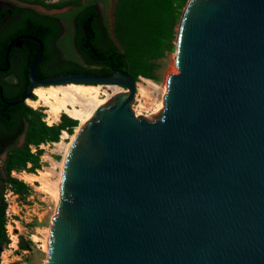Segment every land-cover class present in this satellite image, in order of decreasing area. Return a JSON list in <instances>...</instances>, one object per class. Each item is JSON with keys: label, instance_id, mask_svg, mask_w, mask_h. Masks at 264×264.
Here are the masks:
<instances>
[{"label": "water", "instance_id": "water-1", "mask_svg": "<svg viewBox=\"0 0 264 264\" xmlns=\"http://www.w3.org/2000/svg\"><path fill=\"white\" fill-rule=\"evenodd\" d=\"M29 90L117 85L68 150L45 264H264V0H188L158 116L136 81L66 73Z\"/></svg>", "mask_w": 264, "mask_h": 264}, {"label": "flooded vegetation", "instance_id": "flooded-vegetation-1", "mask_svg": "<svg viewBox=\"0 0 264 264\" xmlns=\"http://www.w3.org/2000/svg\"><path fill=\"white\" fill-rule=\"evenodd\" d=\"M112 3L113 0H80L64 11L48 13L35 8V3L29 0H0V186L7 177L9 156L26 147L38 149L43 143L28 142L31 120L43 118L39 111L32 113L26 109L29 98H25L30 85V66L40 50L37 40L44 44L37 66L41 78L66 73L108 75L102 71L108 69L111 73L114 66L104 58L95 60L92 44L86 43L84 28L91 25L94 36L101 42L107 39L117 45L114 21L111 25L109 16ZM85 5L88 7L79 10ZM85 16L87 25L83 21ZM35 89L30 99L35 96Z\"/></svg>", "mask_w": 264, "mask_h": 264}, {"label": "trees", "instance_id": "trees-1", "mask_svg": "<svg viewBox=\"0 0 264 264\" xmlns=\"http://www.w3.org/2000/svg\"><path fill=\"white\" fill-rule=\"evenodd\" d=\"M32 3L46 5L40 0H29ZM80 0L69 1L68 4L53 3L48 6L60 8L65 5L77 3ZM188 0H117L114 11L113 33L117 45L105 39L101 42L91 25H87L88 18L83 19L87 31L85 37L89 44H92V53L96 56V61L104 58L107 64L114 68L126 71L133 76L135 81L138 76L152 78V65L150 59L161 57L170 46L174 26L179 18L180 8ZM88 6H83L84 10ZM41 36V34H40ZM107 37V35L105 34ZM43 38V37H42ZM84 46V44H82ZM85 54V50L82 51ZM90 53V50H88ZM82 69V70H87ZM81 70V69H80ZM104 74H110V70L105 69ZM35 96H32V99ZM29 112H38L26 106ZM77 125V120L67 115L61 116V122L56 125L48 126L39 117L31 120L28 132V142L39 144L44 141H58L62 130L72 132ZM40 151L32 153L29 147L25 150H18L9 156L6 162V174L3 184L0 186V255L3 247L8 243L5 231V209L6 203L3 199L5 184H11L19 193L27 192L28 185L10 175L14 169L22 170L31 163L30 171L34 172L39 167ZM20 247L24 248V240L21 239Z\"/></svg>", "mask_w": 264, "mask_h": 264}, {"label": "rangeland", "instance_id": "rangeland-1", "mask_svg": "<svg viewBox=\"0 0 264 264\" xmlns=\"http://www.w3.org/2000/svg\"><path fill=\"white\" fill-rule=\"evenodd\" d=\"M40 1L44 2L46 5L35 3L34 4L35 8L43 12L56 13L66 10L69 6L65 5L61 9H56V7H50L48 5L59 2L62 4H66V3L68 4L69 1H73V0H40ZM116 2L117 0H113L112 8L110 9L109 12L111 25H113V21H114V6L116 5ZM186 5L187 3L180 8L179 18L174 26V34L170 46L161 57L150 59V63L152 65L153 77L146 78L140 75L136 80L137 92L135 94V102L133 103L132 106L137 116L139 115V116L147 117L149 119H153L156 116H158V114L160 113V111L164 106L163 105L160 110L155 112V108L145 103L147 102L145 100L151 102L152 106L153 103L155 105V103L157 102L156 100L159 99V91H158L159 87L161 88L163 87V85L165 84L167 85L169 75L178 72V69L175 64L176 39H177V32L179 29L180 20ZM147 79H149L150 81ZM151 82L153 84H151ZM98 85L101 86L100 98L106 97V94H104L105 91L106 93H110V94L112 93V95L114 94L112 89L108 87L110 85H102V84H98ZM140 86L149 88L150 96L144 95L141 91H139ZM153 86H156L158 90L153 88ZM34 95L35 98L33 100H37V95L35 93ZM27 105L33 108L34 110L39 111L42 114L43 121L48 126L59 124L61 122V116L64 115L62 114L58 121L49 123L47 119L48 118L47 106L43 105L42 103L35 106H32L28 103ZM78 125H79V120H77V125L73 128L72 132L67 131V133L70 136L73 135ZM62 134L63 132H61L58 141L53 142L47 140L43 142L42 147H38L37 152L40 151V160H39L40 165L32 173L39 174L40 171H46L51 167L54 168L55 170L54 173L55 175L53 174L51 176L52 181L53 182L55 180L57 181L58 178L57 173L61 171L60 162H63L64 155L62 150L59 148V146L56 143L61 141ZM65 140L66 142H69L70 138L68 137ZM14 170L18 171V169H14ZM24 182L28 185V190L23 194H19L20 216H18V219L21 221L20 231L23 236L25 247L24 248L19 247V249H13L8 245L4 246L0 255L1 256L0 262L4 260L6 264H45L46 258L48 256V250L47 251L45 250L44 243L47 237L49 241L51 221L57 212L58 202L55 196L51 192H48L47 190H45V188H43V186H40L41 184L39 182H35L34 184L28 181H24ZM6 186L7 184H5V187Z\"/></svg>", "mask_w": 264, "mask_h": 264}, {"label": "bare ground", "instance_id": "bare-ground-1", "mask_svg": "<svg viewBox=\"0 0 264 264\" xmlns=\"http://www.w3.org/2000/svg\"><path fill=\"white\" fill-rule=\"evenodd\" d=\"M176 61V56H175ZM149 80V79H147ZM150 81V80H149ZM151 84H153L151 82ZM158 86V85H156ZM153 86L156 90L157 87ZM112 89L113 93L121 92L123 89L118 87L117 85L108 86ZM101 86L99 85H91V84H64V85H50V86H41L37 87L34 90V93L37 95V100L29 99L28 103L32 106L43 104L47 106L48 113V122L53 123L59 120L62 114H67L73 119L79 120V125L76 127V131L73 135H69L67 131H63L61 141L56 144L62 150L64 158L63 162H60L61 171L57 173V181H52L51 176L55 173L54 168L47 169L46 171H40L39 174L34 173H23L20 176L25 180L32 184L35 182H39L47 190L51 192L58 204L61 200V175L63 170V165L65 162V158L67 156L68 150L73 142L74 137L89 119V117L93 114L96 108L103 104L104 102L110 100L113 95L112 93H106L105 98H100ZM155 90V91H156ZM103 91V90H102ZM139 91H141L144 95L150 96L149 88L140 86ZM152 91V90H151ZM159 99H157L155 105L148 100H145L147 104L151 105V107L155 108V112L160 110L164 105V96L167 92V85H163V87H159ZM153 92V91H152ZM146 96V97H147ZM70 138L69 142H66V138ZM55 175V174H54ZM53 196V197H54ZM54 198V199H55ZM47 237V236H46ZM50 239V236H49ZM49 247L48 237L45 240L44 248L47 251ZM0 264H6L4 260L0 262Z\"/></svg>", "mask_w": 264, "mask_h": 264}, {"label": "built area", "instance_id": "built-area-1", "mask_svg": "<svg viewBox=\"0 0 264 264\" xmlns=\"http://www.w3.org/2000/svg\"><path fill=\"white\" fill-rule=\"evenodd\" d=\"M64 130H62L63 132ZM67 131V130H66ZM43 144V143H42ZM40 145L42 147L43 145ZM31 152L36 154L37 149H31ZM31 163H28V167L22 170H12L11 176L21 181H25L20 175L23 173H32L29 170ZM19 193L13 188L11 184H7L3 192V199L6 203L5 209V231L8 237V243L5 246H10L13 249H19L21 239L23 238L21 229V221L18 219L20 216V204ZM25 239V238H24ZM27 239V238H26ZM1 257V256H0Z\"/></svg>", "mask_w": 264, "mask_h": 264}]
</instances>
